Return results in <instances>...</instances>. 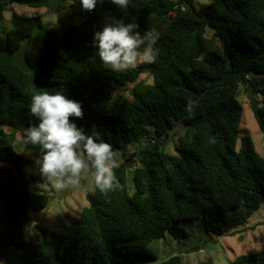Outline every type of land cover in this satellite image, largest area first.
Wrapping results in <instances>:
<instances>
[{
  "label": "trees",
  "instance_id": "obj_1",
  "mask_svg": "<svg viewBox=\"0 0 264 264\" xmlns=\"http://www.w3.org/2000/svg\"><path fill=\"white\" fill-rule=\"evenodd\" d=\"M79 0H20L30 9L61 15ZM189 3L191 7H188ZM8 0H0V22ZM80 5V4H79ZM85 11V10H84ZM78 26L43 23L39 14L11 13L0 44V261L2 264H154L148 249L168 234L188 237L182 221L201 218L206 232L234 236L264 204V156L249 135H240L239 86L264 130V85L248 75L264 74V0H130L120 10L110 0ZM159 39L152 63L113 71L95 56L92 35L109 19H132ZM146 74L151 83L138 81ZM131 85L129 97L120 90ZM64 90L82 105L76 119L89 135L120 150L114 169L120 187L85 195L87 206L67 230L37 226L41 241H23V216L49 205L48 185L25 171L29 160L12 142L36 123L28 111L33 94ZM190 105V107H189ZM72 119V118H70ZM176 124L175 155L163 140ZM152 136V140L149 136ZM137 149L125 156L127 145ZM39 158V146L29 149ZM132 174L129 193L126 173ZM158 264H182L172 255ZM196 264H212L204 260ZM227 264H264V251L242 254Z\"/></svg>",
  "mask_w": 264,
  "mask_h": 264
},
{
  "label": "rangeland",
  "instance_id": "obj_2",
  "mask_svg": "<svg viewBox=\"0 0 264 264\" xmlns=\"http://www.w3.org/2000/svg\"><path fill=\"white\" fill-rule=\"evenodd\" d=\"M195 7L204 6L210 0H189ZM17 14H39L43 23L56 25L59 33L61 26H78L85 18L86 13L81 9L77 2L69 4L68 8L61 15L53 14L45 9L33 10L20 3H10L3 14V20L0 22V44L2 42L3 31L9 28V19L11 13ZM140 63V62H138ZM247 79L255 86L264 85V74L248 75ZM138 81L151 83V78L142 74ZM131 85L120 90L123 96L129 97ZM237 100L242 106L240 118V135H249L254 144L255 150L261 156H264V130L261 131L253 117L249 104V92L244 86L238 87ZM3 133L8 134L10 131L2 127ZM184 126L176 124L173 131H170L166 139L163 140L165 151L168 155H175L174 148L177 145V136L183 135ZM24 132L15 134L12 146L14 150L29 160L25 171L30 174H38V168L35 165L36 158L30 155L29 149L32 145L23 143ZM152 137L151 135L149 136ZM152 140V138H151ZM137 145L129 144L124 149V155L127 156L137 149ZM117 163L123 159L120 150L115 151ZM8 164L6 161H0V174H5ZM132 174L126 173V181L129 193L133 191ZM46 191L49 197L48 207L41 212L28 210L24 216L25 226L23 228V241L25 243H37L41 241V234L36 230L37 226L58 232L67 230L78 218L79 211L87 206L85 195L92 192L95 184L92 178L84 174L81 176L80 185L77 188H69L61 191L53 189L48 183L44 186H36ZM179 226L184 228L188 237L186 239H173L168 234L158 241H153L148 249L156 256L154 264L167 259L172 255H180L182 264H196L198 262L210 259L212 264H227L235 257L242 254H252L264 251V204L255 211L244 226L236 229L234 236L222 235L217 236L208 233L204 229L203 221L197 218L189 221H182ZM0 264L1 261H0Z\"/></svg>",
  "mask_w": 264,
  "mask_h": 264
},
{
  "label": "clouds",
  "instance_id": "obj_3",
  "mask_svg": "<svg viewBox=\"0 0 264 264\" xmlns=\"http://www.w3.org/2000/svg\"><path fill=\"white\" fill-rule=\"evenodd\" d=\"M110 2L123 11L130 0ZM99 3L103 0H79L81 9L88 12ZM158 39L155 28L141 32L134 18L128 23L109 19L93 33L92 45L104 66L120 71L135 68L138 62H154ZM28 111L36 123L25 130L23 143L39 146L35 165L53 189L77 188L84 174L92 178L101 193L120 187L114 172L118 167L117 155L112 146L87 134L75 123L83 117L80 102L69 99L64 90L41 91L32 95Z\"/></svg>",
  "mask_w": 264,
  "mask_h": 264
},
{
  "label": "water",
  "instance_id": "obj_4",
  "mask_svg": "<svg viewBox=\"0 0 264 264\" xmlns=\"http://www.w3.org/2000/svg\"><path fill=\"white\" fill-rule=\"evenodd\" d=\"M12 2H14V3H20V0H8V4H10V3H12ZM186 5H187L188 7H191L189 3H186Z\"/></svg>",
  "mask_w": 264,
  "mask_h": 264
}]
</instances>
